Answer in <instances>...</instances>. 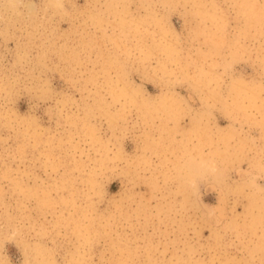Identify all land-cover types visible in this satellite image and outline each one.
<instances>
[{
    "label": "rangeland",
    "instance_id": "374dc122",
    "mask_svg": "<svg viewBox=\"0 0 264 264\" xmlns=\"http://www.w3.org/2000/svg\"><path fill=\"white\" fill-rule=\"evenodd\" d=\"M0 264H264V0H0Z\"/></svg>",
    "mask_w": 264,
    "mask_h": 264
}]
</instances>
